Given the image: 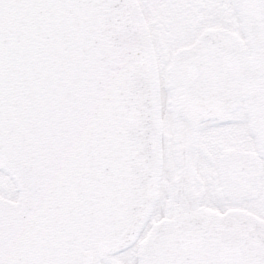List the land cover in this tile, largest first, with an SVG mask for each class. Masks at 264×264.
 Segmentation results:
<instances>
[{
	"label": "snow or ice",
	"instance_id": "6c2138e0",
	"mask_svg": "<svg viewBox=\"0 0 264 264\" xmlns=\"http://www.w3.org/2000/svg\"><path fill=\"white\" fill-rule=\"evenodd\" d=\"M0 264H264V0H0Z\"/></svg>",
	"mask_w": 264,
	"mask_h": 264
}]
</instances>
